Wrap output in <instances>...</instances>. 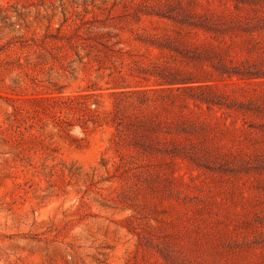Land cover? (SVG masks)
<instances>
[{
  "label": "rangeland",
  "instance_id": "rangeland-1",
  "mask_svg": "<svg viewBox=\"0 0 264 264\" xmlns=\"http://www.w3.org/2000/svg\"><path fill=\"white\" fill-rule=\"evenodd\" d=\"M0 264H264V0H0Z\"/></svg>",
  "mask_w": 264,
  "mask_h": 264
}]
</instances>
